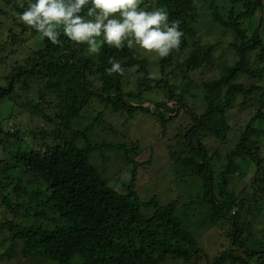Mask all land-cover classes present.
Returning a JSON list of instances; mask_svg holds the SVG:
<instances>
[{"label": "trees", "instance_id": "16d2710c", "mask_svg": "<svg viewBox=\"0 0 264 264\" xmlns=\"http://www.w3.org/2000/svg\"><path fill=\"white\" fill-rule=\"evenodd\" d=\"M198 1H145L148 10L163 8L170 22H179L181 43L169 55L191 47L188 57L169 72L165 68L171 57L157 56L158 75L150 73L147 59L134 47L102 45L99 53L88 56L86 43L70 41L62 31L57 44L41 38L42 48L20 61L13 54L23 37L7 34L0 44V80L4 82L0 84V105L11 102L16 106L19 92L27 93L37 85L36 100L26 103L29 117L43 119L52 129L30 131L32 140L19 124L9 131L0 125V207L6 211L0 224V261L45 256L57 264H74L76 257L78 264H161L171 257L185 264H264V233L255 229L259 219H264V125H256L258 120L264 124V0H227L225 18L217 13L216 0H211L214 21L234 36L230 46L237 61L232 66L221 65L220 76L202 84L206 105L201 113L190 108L184 97L192 81L179 92L169 84L179 70L185 73L182 78H187L190 70L212 66L213 45L201 46L196 39ZM0 2V16L5 17L3 7L21 13L29 0ZM256 10L259 25L247 35L239 21ZM86 11L80 15L86 16ZM19 26L21 32L40 36L22 23ZM9 42L17 48L4 54ZM110 59L120 62L122 74L108 73ZM131 76L136 87L125 92ZM156 93L162 101L151 102L149 95ZM93 101L101 104L102 111L90 117L85 127L74 128L79 123H73L83 120ZM256 101L259 108L220 167L218 156L209 155L205 138L225 139L231 132L227 113L235 103L245 107ZM147 102L152 106H145ZM181 114L188 118V126L174 136V145H168L169 140L163 137L166 127ZM137 115L158 125V156L162 150L182 172L181 177L191 179L195 191L189 201L176 198L162 204L157 197L140 201L134 181L137 169L146 165L130 157L139 146L137 138L130 139L135 127L129 128ZM105 118L113 119L114 126L109 125L120 129V135L116 132L110 142L91 144L88 131L98 119L107 121ZM121 136L128 142L116 139ZM105 151L122 152L126 163L132 164L134 179L124 186L126 193L109 187L90 162L91 155L104 158ZM242 159L253 163V176L244 181L241 190L229 188V179L239 175L236 161ZM2 185L10 191L4 193ZM141 208L152 209V214L143 215ZM185 213L199 217L200 227L219 229L228 247L209 254L194 237L192 221L182 223Z\"/></svg>", "mask_w": 264, "mask_h": 264}, {"label": "rangeland", "instance_id": "374dc122", "mask_svg": "<svg viewBox=\"0 0 264 264\" xmlns=\"http://www.w3.org/2000/svg\"><path fill=\"white\" fill-rule=\"evenodd\" d=\"M145 1L146 0H142L140 7L145 11H152L148 10L147 6L144 4ZM212 4L213 3H211V0H200L197 2L199 20L195 28V33L197 35L196 39L199 44L201 46L213 45L214 47L212 51V66L207 68L200 66L196 70H190V72L186 74L187 78H182L183 74L185 73H182V71L179 70L176 75H173L169 79V84L176 88V92H179L181 87L187 84L188 80L192 81V84L189 86L188 92L184 97L188 103V106L196 110L197 113H201L205 109L206 105L203 100L202 84L218 78L220 76L219 74L221 71V65L232 66L237 61L235 52L230 46L233 43L234 36L232 32L223 29L214 21L212 15ZM215 4L217 5V13L224 18L227 17L228 13L226 9L228 1L216 0ZM3 9L6 13V16H0V44H2V41L5 39L7 34L10 36L15 33L23 37V42L17 49L18 54L16 52L13 54L14 59H19L22 61L32 50L42 48L41 37L38 35L32 36L29 31L21 32V27L19 26V23H21L19 20V13L9 7H3ZM259 19L260 13L256 10L244 16L239 21V23H241V27L247 32V35H251L259 25ZM261 32L264 34V24L261 27ZM100 39H102V37ZM133 47L141 57L147 59L150 73L153 75H158L159 58L155 54L149 55L143 52L138 46ZM16 48V44L9 42L4 54L7 51L15 50ZM170 52L169 54H171ZM190 52L191 47L189 46L187 49L181 52L176 51L173 52L172 55L166 56L171 57V59L165 70L169 72L173 68L175 69L176 66H178L188 57ZM92 54L93 53H89L88 50H85V55L90 56ZM0 76H3V73L0 72ZM128 80L129 83L127 86H125V92H129L131 89L136 87L135 79L132 76L129 77ZM0 84H4V82L0 80ZM39 89V86L34 85V87L27 93L19 92L18 104L16 106H14L11 102H4L3 105H0V125H4L3 128L6 131L14 128L15 124H19L22 129H27V131H29V138L33 140L32 136L34 135L30 131L35 132L36 130H39V128L44 129V131H50L52 129V126L45 123L43 119L29 117V108L26 103H29V101L32 99L36 100L37 91ZM149 99L151 102L153 101L157 103L162 101L158 93L149 95ZM151 102H147L145 106H152ZM171 103L172 102H168L169 106L172 105ZM237 104L238 103L236 102V106H234L227 113V121L231 127V132L225 136L226 138L222 140H216L214 138L208 137L204 140V144L208 147L209 155L216 157L218 156L219 162H217V165L220 167L222 166V163L225 164L227 153L236 144V138L241 134L242 129L246 126V124L259 108L258 101L252 104V106L249 105L240 107ZM46 111L49 115L52 114V111ZM101 111V104H99L97 101H93L86 108V113L82 116L83 120L73 123V125H77L79 123V126H75L74 128L80 129L85 127L89 122V118L93 116L95 118L97 113H100ZM262 111L264 112V108ZM13 116H16V118H13ZM135 117V120L131 121L129 125V128L131 127V129L135 127V135H132L130 139L133 140L137 138L139 140V146L138 150L132 153L130 157L136 162H145L146 165V168L144 169L140 167L137 169V175L134 181L135 189L138 193L140 201L146 202L153 197H157V199L162 204L170 202L176 198H182V202H186L195 191L194 184H191L192 181L190 178L184 176L183 178L181 177L182 172L178 171L175 165H171L170 159L164 156L162 150L159 152L158 156V145H155L156 139L158 138L157 136L160 134V131H158V125L151 124V122L146 117L139 115ZM105 119L108 122L98 119V121L94 123V125L88 131V138L91 144L110 142L113 138H115L116 132H119L118 134L120 135V129H112L113 127H110V125L114 126L113 119ZM188 123V118L184 114H181L174 122H171L169 125H167L168 127L166 128L168 129L166 130V133L163 137H165L166 140H169L167 141L168 145L175 144L176 140H174V136L184 130L188 126ZM256 125L263 126L264 124L263 121L258 120ZM117 138H120V141L122 142L125 141L122 136L116 137V139ZM27 142L30 144L32 141L29 142L27 140ZM38 142L41 141L38 140ZM45 142L51 144L49 139H46ZM125 142H128V140ZM77 144L81 146L82 142L79 141ZM10 148L8 149L10 150ZM152 152L153 155H151ZM261 152L262 155H264V144L261 146ZM90 162L97 168L102 178L108 183L109 187L120 193H126L124 186L132 183L134 175L131 173L132 164L126 163L122 152L105 151L104 158L95 153L90 156ZM236 162L239 165V175L238 178L229 179L228 186L229 188L237 187L241 190L243 188L242 185H244V181L253 176L255 168L249 159L237 160ZM23 184L25 187L33 191L32 186H28L26 182ZM2 186V191L4 193H8L10 191L4 185ZM5 212L6 211H4V208L0 207V224L3 221L2 213L5 214ZM141 213L149 217L152 214V209L141 208ZM185 214V217L183 216L181 218L182 223L187 224V220L192 221L190 229L193 232L194 237L200 240V244L209 254L218 253L219 250L221 251L223 248L228 247V240L224 239L223 233L219 229L212 227L209 228L208 224V227H200L201 221L199 217L193 216L192 213ZM180 215L181 212L179 211V216ZM6 217L10 218V215L7 214ZM255 229L262 234L264 233V219H259ZM219 244H222L221 248H219ZM11 261L7 262L3 260L0 261V264H57L45 256H39L27 260L15 258ZM78 263L79 258L76 257L74 264ZM161 264L185 263H183L181 260H173L171 257H168ZM187 264H195V262L192 261ZM200 264L205 263L203 262Z\"/></svg>", "mask_w": 264, "mask_h": 264}, {"label": "clouds", "instance_id": "9594fccd", "mask_svg": "<svg viewBox=\"0 0 264 264\" xmlns=\"http://www.w3.org/2000/svg\"><path fill=\"white\" fill-rule=\"evenodd\" d=\"M142 0H29L19 20L41 38L59 42L61 31L70 41L87 44L89 53L102 45L116 49L138 46L163 58L181 43L179 22H170L163 8L145 11ZM87 9L86 16L80 15ZM102 39H99L101 38ZM109 74H122L119 61L110 59Z\"/></svg>", "mask_w": 264, "mask_h": 264}]
</instances>
